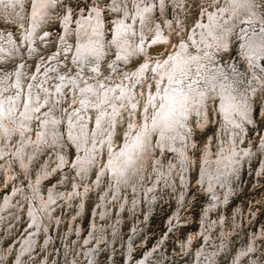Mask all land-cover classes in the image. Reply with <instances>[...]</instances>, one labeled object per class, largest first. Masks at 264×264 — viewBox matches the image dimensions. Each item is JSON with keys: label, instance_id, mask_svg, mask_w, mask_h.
<instances>
[{"label": "bare ground", "instance_id": "obj_1", "mask_svg": "<svg viewBox=\"0 0 264 264\" xmlns=\"http://www.w3.org/2000/svg\"><path fill=\"white\" fill-rule=\"evenodd\" d=\"M211 1L212 8L202 10V15L199 20L197 19L195 26L191 27L188 38L185 37L178 43H173L172 52L158 60L151 59L152 50H159L164 46H170L172 43L168 35L169 31L166 34L162 29L163 25L157 21L152 24L151 15L157 7L156 2L152 0H136L134 8L130 10V6L126 4L127 9L124 8L122 5L123 0L111 1L109 9L115 15L114 26L111 31L113 33L111 50L113 51V56L116 55L115 58L106 56V42L103 39L105 30L102 15L103 8L98 6L99 1L96 0L97 6L91 5V10L87 16H84L85 13L79 14L75 25L71 24L73 18H71L70 9L67 8L66 15L64 16L63 13L59 17L62 36L57 37V49L59 51H67L69 47L70 54L73 53L74 55L71 59L72 64L76 69V73L83 77L81 79L75 76L67 77L65 73H62L60 70L62 69V64L58 63L56 54L54 57L49 54L51 56L49 59H46L49 55L45 58H38L39 54L37 52L39 49L37 43L46 45L49 41V34L46 31L43 32L44 29L41 25L46 20V17L54 13L53 9L58 4L57 1L52 3V0H29L31 9L26 10L25 5L23 6L24 20L19 23L15 22L18 18L14 12L0 6V20L14 23L20 35L17 40L12 31L0 30V47L8 49L7 53H0V55L4 56V61L10 59L15 62L11 71H0V79L7 75L10 77V83L15 84L17 80L20 81V88L17 90L21 92V103L23 104V108L18 110L19 122L14 128L10 129L11 138L0 139V158H2L5 168L12 169L13 165L17 163L23 169L24 174L29 176L27 174L32 166L30 164L34 161V152L37 151L36 154H38L42 150L46 151V149L52 152L50 153L51 155L46 157L45 163H42V169L38 171L36 179L32 180L27 177L32 191V195L27 197V204L23 209V213H27L29 221L28 229L26 230L28 235L24 238H19L18 243H21V248L18 252H14L15 256H17L15 262H13L14 264H26V262L27 264H34V262L37 264L44 263L45 257L42 260H35L36 256L34 254L36 253H34V250L37 249L36 246H38V249L42 248L40 247V241L37 245L38 235L39 233H46L49 238L47 233L49 226L52 225L54 227L56 224H62L64 220L62 217L58 218L56 217L57 215L51 214V212L64 201L66 206L74 205L73 200L77 199V195L80 198V194L83 195L86 192V190H82V193L79 192L80 188L78 186L81 182L78 181L77 177L73 176L75 178L73 185L74 187L77 186L78 190L70 193L69 197L67 193L57 189L55 184L48 188V196H43L40 188L44 177H49L52 173L60 171L61 185H64L65 181L63 179H65L67 174L66 168L72 167L81 179L84 175H87L92 166H98V176L95 183H100L103 178L108 179L109 185L107 189H110V193L108 192V195L102 193V206L100 207L103 210L100 213L98 208L95 212L94 216L96 218L92 220L90 234L84 241L81 240L87 247L85 251L83 250L84 252L82 251V253H85L83 256L86 261L90 258V262H92L91 260H94L92 256H95L96 253H93L92 249L88 247L89 242H95L94 249H96L102 243L104 236H108L107 233L109 231H111L112 236L110 244L113 242L112 239L115 240L118 237V223H113L107 208V204L109 206L107 200L110 198L111 193L113 192L115 195L121 192V187H125L127 184L135 192L134 196L132 195L133 202L131 204L134 209L139 201L142 204L144 199L150 205L149 203L154 201V197L149 198L150 196L147 195V190L145 189L147 176L143 169L144 163H148V160L152 159V167L156 174L155 179L158 182L163 176L168 174L173 177L172 171H175L173 168L175 167L177 170L178 165L175 162H171L166 167L167 174H165L164 165L161 164L158 158L152 156L154 150L158 151L159 149L168 148L177 152V160L179 161L178 163L181 162L182 170L187 169V166H190V159L188 160V153L182 146L184 143H188L192 126L190 128H182L181 124L186 122L181 119V115H187L193 109L196 111L203 109L204 118L197 124L202 125L211 122L208 116V106L210 105L209 101L213 100L214 97H217L218 100L217 108L213 107L211 114L213 116L212 120L214 119L216 124H219L221 144L217 158L211 156L212 148L204 151L203 167L199 179L202 188L206 187L207 195L211 196L212 203L208 205L207 212L203 214V217L201 216L202 219L199 223L201 225L200 233L191 235L188 241H192V239L195 241L194 239L198 237L200 239L204 238V245L192 253L191 261L194 260L195 254V264H219L218 258L225 253L227 247L224 239L219 245L214 241L215 239H212L213 235H211V232L215 231L216 227H223V222L220 223L221 221L218 222L216 219L211 222V213L213 212H211L210 206H217L220 202L219 199L217 200L219 189L221 191L224 189L229 190L231 181L239 175L242 159L250 160L248 157L252 158L253 153H256L240 144L239 135L245 129L246 122H251L252 120L250 115L251 104L247 99L249 95L247 90L259 87V90L264 91V64L261 59L264 57V20L260 18V12L262 11L260 10L261 7H259L264 5L262 4L264 0H245L243 7L230 5L228 0H218V3L215 0ZM126 2L124 1V3ZM178 2H181V0H172L173 6H180ZM158 3V8L163 12L166 9V0H164L163 5H161L160 1ZM165 20L166 27L167 24H173L169 23L168 18H165ZM139 22H141L140 25ZM72 25L76 26V29H73ZM147 29L152 31L151 42L146 37ZM231 31L239 32L240 48L238 53L246 60L250 68L249 82L242 79L238 71L234 70L235 66L232 64L231 68H229L231 69L230 71L222 63H215L220 54L219 50H227L229 48L225 39L226 34ZM45 33H47V36L44 35ZM68 35L75 37L74 42L76 44L69 45ZM38 36L42 37V39H37ZM9 38L11 44L6 43ZM22 46L27 50L25 53L29 52L32 56L37 54L38 60L35 72L27 69L24 61L25 57H22ZM34 49L36 51H33ZM17 52L20 55H16ZM139 56L143 58L139 61L136 69L131 72L124 71L121 75H118V80H115L109 74H102L99 78H96V75L95 80L91 81V79L86 78L85 74L86 71L90 70H84L81 66V61L87 63L95 58H99V66L101 61L104 60H109V65L118 66L116 63H130L132 59ZM41 59L43 60L41 61ZM44 62L46 63L45 66H41V63ZM126 73L128 74L127 76H125ZM13 74H15L14 77ZM148 74L152 75V79L155 81L156 90L154 91L147 90V86L144 91L136 87L138 83L145 84L144 80ZM54 75L56 82L52 83L53 86H49L50 78L54 77ZM104 75L105 77H103ZM28 77H31V79ZM34 88L37 96L35 102L32 100ZM56 88L60 90L57 92L55 91ZM66 88V91L76 98L79 105L73 112H68L65 109L66 105L64 106L63 104V99L67 95L66 91H64ZM45 89H47L46 92L44 91ZM250 94L254 95V90H251ZM140 96H143V98ZM124 107H128L130 111L132 110L133 114L138 110L143 119L142 122L138 120V123L137 121H128V127L124 130L123 143L117 148L114 146L113 134ZM90 109L93 110V115ZM12 111L16 112L17 110L13 108ZM6 113L7 106L4 103V98L0 97V122L4 120ZM25 115L27 119H25ZM55 120H59V123H52ZM141 123L143 124L141 125ZM5 135V127L0 123V137ZM67 141L76 149V157L71 165V159L68 161L64 152ZM104 145L107 146V152H109V157L105 164L100 163L97 156L98 151L105 148ZM256 151L264 154L263 139ZM157 153L155 152L154 155L156 154L157 156ZM53 158H55L54 162L50 164ZM262 162L264 163V159ZM54 163L56 164L55 166ZM49 164L50 167L48 166ZM151 173H149L150 178ZM10 177L11 175L8 174V179ZM183 179L184 177L182 176L181 180ZM153 187H156L155 182L152 183L149 189ZM142 188L145 189L144 192L141 191ZM159 188L162 189L161 186ZM17 193L19 194L16 187H13L12 194H5L0 207V225L4 224L7 228L12 222L17 220V217H20V204L16 205V199L13 198ZM26 193H28V189L25 192V196ZM114 198H117V196L115 195ZM125 199L127 200V198ZM78 208L81 210L80 205ZM98 216L107 218L110 225L106 226L105 223V226L100 225L99 223L101 222L98 223L97 221ZM236 229L234 228V230ZM132 230L133 234L128 241V247L125 252L126 263L130 260V247H133L130 246L131 240L139 232L136 231L135 227ZM57 232L58 225L56 227ZM238 232L236 233L235 231L236 234H239ZM76 233L79 234V229ZM222 235L227 237L225 233ZM258 236L263 237L262 229L258 232ZM258 236L255 234L251 235L250 245L248 244L249 246L244 248L239 247L237 253L235 256L233 255L234 257L230 261L231 264H241L242 261H246L248 264H264L260 260L262 249L257 248L256 242H252ZM108 239L106 237V242H108ZM13 247L14 250L17 249V246ZM9 251L7 253H10ZM32 254L34 259L31 257ZM28 256L31 257L30 260L25 261ZM164 256L162 249L157 245L156 248L147 251L136 264H165L166 261H163ZM4 258L6 257L1 252L0 259L4 260ZM202 258L204 259L202 260ZM3 260L0 261V264L3 263ZM75 262V259L72 258V263L74 264Z\"/></svg>", "mask_w": 264, "mask_h": 264}, {"label": "rangeland", "instance_id": "obj_2", "mask_svg": "<svg viewBox=\"0 0 264 264\" xmlns=\"http://www.w3.org/2000/svg\"><path fill=\"white\" fill-rule=\"evenodd\" d=\"M28 1L29 0H25V4H24L26 10L31 9V7L29 6L30 3ZM56 1L58 2V4H56L55 8L53 9L54 13L46 17V20L43 22L44 24L42 23L41 25L44 29L43 32L46 31L49 34L48 35L49 41L48 44L46 45L37 43V47L39 49L37 52L39 54L38 58H45L49 54L54 57L56 54V57L58 58L57 60L58 63L62 64L61 66L62 69H60L62 73H65L67 77L75 76L78 79H81L83 77H81L76 73V69L72 64L71 59L73 58L74 55L73 53L70 54L69 47L67 51L66 50L59 51L57 49L58 48L57 37L62 36L61 34L62 28H61V23L59 22V17H61L60 15H63V13L65 16L67 13V8L70 9V13L72 16L71 18H73V22L71 24L75 25V21L77 20L78 15L85 13L84 16H87L88 12H90L91 10L90 8L93 5L97 6V2L96 0H56ZM98 1H99L98 6L103 8L102 15L104 20L103 24L105 28L103 39L106 42V48H107L106 56L108 58H112V57L115 58L116 55L113 56V51L111 50L112 48L111 42L113 39V33H111V31L113 29L114 26L113 21L115 19L114 13L112 12V10L109 9L112 0H98ZM124 1L127 2L124 3ZM152 1L157 3L156 9H154L155 11L151 15L153 20L152 24L155 23L154 21H157L158 23L163 25L162 29L166 32V34L169 31L168 35L172 43L170 44V46H164L163 47L164 49L161 48L159 50H152L151 59L154 60L155 59L158 60L162 58L164 55L167 56L169 53H171L174 47L173 43H178L181 39H184L185 37L188 38L191 27H194L197 19L198 20L200 19L202 15V10L206 8L208 9L212 8L211 0H183L182 3L178 2L180 6H173L172 0H166V9L163 12H161L160 8H158V4H159L158 2L160 0H152ZM122 3L125 9H127L126 5H128L130 6V10H132V8H134L135 6L136 0H123ZM262 4H264V1ZM259 7H261L260 10L262 11L260 12V18H263L264 20V5L262 6L260 5ZM165 18L166 19L168 18L169 23H173V24H167L166 27ZM140 24L141 22H139V25ZM73 25L72 28L76 29V26ZM0 30H6L8 32L12 31L17 40L20 36L16 25L9 21L7 22L0 20ZM146 32H147L146 37L148 41L151 42L150 37L152 31L150 29H147ZM74 40L75 37L70 35L68 40L69 45L76 44ZM225 40H227L229 48L227 50L225 49L219 50L220 54L218 58L215 60V63L216 62L222 63L223 66H225L227 69L231 68L230 66L232 64L233 66H235L234 70L238 71L242 79L243 80L245 79V81L249 82L250 74H251L250 68L248 67L246 60L238 53V49L240 48L239 32L231 31L230 33L226 34ZM21 52H22V57H25L24 61L26 62L27 69L34 70L35 72V66L37 65V60H38L36 56L37 54L32 56L29 54V52L25 53L27 52V50L24 49L23 46L21 47ZM50 55L46 59H49L51 57ZM142 58L143 57L140 56L138 58H134L130 61V63L129 62L124 64L116 63L118 64L119 68L123 69L122 72H118V73L112 72L111 69L108 67L110 63L109 60L101 61V65L99 66L100 73L101 75L109 74L110 76L114 77L115 80H118V75H121L124 71H130V72L134 71L139 61ZM42 60L43 59H41V61ZM13 63L15 64V62L10 59L7 61L3 60L2 62H0V70H4L6 72L11 71L12 68L14 67ZM45 64H46L45 62L41 63V66H45ZM229 70L231 71V69ZM85 74L87 76L86 77L87 79L89 78V80L91 79V81L95 80V78H93V75H91L93 74L91 71H86ZM101 75H97L96 78H99ZM105 75L103 77H105ZM153 80L154 79H152V75L148 74L147 78L144 80L145 84L138 83L136 84V87L144 91L147 86V90L154 91L156 90V86H155V81ZM50 81H49V86H53L52 83L56 82L55 75L54 77L50 78ZM66 90L67 88L64 91ZM251 90H254V95L250 94ZM247 92H249L247 99L248 101H250L251 104L250 115L252 116V120L251 122H246L245 129L239 135L240 136L239 141L242 146L246 147L252 152L255 151L256 153H253L254 156L252 155V158L248 157L250 160H247L246 158L242 159L239 175L237 177L234 176L235 179L231 181L229 190L224 189L221 191L219 189V195L217 197V200L219 199L220 202L218 203L217 206L216 205L210 206L211 212H213L211 213V217H212L211 222H213L214 219H216L218 222L221 221L220 223L223 222V227L220 228L216 227L214 229L218 233L215 231L211 232V235H213L212 239L213 240L215 239L214 241L218 245L222 241V239H224V241L226 242L225 245L227 247L225 253H223L218 258L219 264H231L230 261L237 253L239 247L244 248L246 246H249L251 243V239H250L251 235L255 234L256 236H258V232H260L261 229L264 237V169H263L264 163L262 162L264 159V154L260 153V151H256L257 148L260 147L262 139L264 140V91L259 90L258 87L257 89L249 88ZM66 93L67 95L63 99V104L64 106L66 105L65 109L68 112H73V110L76 109L79 105L77 104L76 98H74L72 94H69L68 91H66ZM141 98H143V96ZM217 101H218L217 97L216 98L214 97L213 100L209 101L210 105L208 106V116L211 119V122H207L202 125H198L197 124L198 122H194L191 128L192 131L188 143H184L182 146L188 153V160L190 159V166H187V169L182 170L183 166H181V162L178 163L179 161L177 160L178 159L177 152H174L173 150L168 148H164V150L159 149L158 151L154 150V152H152L153 153L152 156L158 158L161 164L164 165L165 174H167L166 167L169 166L171 162L172 163L175 162L178 165V168L177 170L175 167L173 168L175 169V171L174 170L172 171V175L174 178L171 176V174H168L167 176H163L161 180H159L158 182V180L155 179L156 174L154 173V169L152 167L153 166L152 159L150 158L151 160L149 159L148 163L146 162L147 165L146 163H144L143 169L147 176L145 189L147 190V195L150 196L149 198L154 197V201L149 203L150 205H148L146 203V200L144 199L142 201V204H140L139 201L138 205L134 209L131 206V204L133 202L132 197L134 196L135 192H133L130 189L131 187L128 186L127 184L125 185V187L123 186L121 187L120 189L121 192L115 194L117 198H114L115 195L113 192L111 193L110 198L107 200L109 203V206L107 204V208L109 209V216H111V218L113 219V223H118L117 225L118 237L115 240L112 239L113 242L110 244L112 236H111V231H109L107 233L108 236H104L102 243L99 244L100 248L98 247L96 249H94V245L96 243L92 241L89 242L88 247L92 249L93 253H96L95 256H92V258L94 259L91 260L92 262H90V258H88V260L86 261V258H84L83 256L85 255V253H82V251L83 250L85 251L87 247L82 241H84L85 238L90 234V229H91L90 227L92 220L96 218L94 216L95 212L98 210V208L100 213L103 210V208L100 207L102 206L101 195L102 193L107 195L110 193V189H107V186L109 185L108 183L109 180L106 178L105 180L103 178L100 183H95L98 176L97 173L98 166H92L91 170L87 173V175H84V177L81 179L80 177H78V173L72 167L66 168L65 171L67 174L65 176V179H63L65 181L64 185H61L62 180H61L60 171L58 173L57 172L52 173V175H50L49 177H44L42 186L40 188V191L43 194V196L46 197L48 196V188L54 186V184L57 187V189H59L64 193H67L68 197L70 193L74 192L75 190H78V187L80 188L79 192L82 193L84 190H86V192L83 195L80 194V198H78L77 195V199L73 200L74 205L70 204L67 205L68 206L67 207L66 202L64 201V203L61 202L58 206H56L55 210L51 212V214L57 215L56 217L58 218L62 217V219H64L62 222L63 225L61 223H60L61 225L56 224L54 227L50 225L47 232L49 238L48 236H46V233H39L37 239V245L38 242L40 241L41 242L40 247L42 248L38 249V246H36L38 250L35 248H34L35 250L33 249L34 253H36L34 254L36 256L35 260L37 259L42 260L43 257H45L46 260L42 264H73L72 258H74L76 261L74 264H136L140 259H142L143 255L147 251L149 250L151 251L152 249L156 248L157 245H159V248L162 249V253L165 255L164 256L165 260L163 259L164 262L166 261L165 264H195V258H196L195 254H194V260L191 261L192 253H194L196 249H199L202 247V245H204L205 243L203 242L204 238L202 237L200 239V237H198L197 239H194L195 241H193L192 239L193 242L188 240L191 235H194L195 233L197 234L200 233L201 230V225L199 224L200 220L202 219L203 214L207 212L208 205L212 203L211 196L207 195L206 187L202 188L199 179L203 167L204 151L208 148L209 149L212 148L210 154L212 157L215 156V158H217V153L220 149L219 147L221 144V140L219 133V124H216V121L214 119L212 120L213 116L211 114L213 111V107L217 108ZM90 112L93 115L92 109H90ZM132 112L133 111L132 110L130 111L128 107H124L120 113L121 116H119V119L116 123V130L113 134V140L115 142L114 146L117 148L123 143L124 130L128 127V121L129 120L137 121V123L139 121L142 122L143 117L140 115L138 110L135 111V114H133ZM142 124L143 123H141V125ZM104 146L105 148L98 151L97 153V156L99 157L98 161L103 164L107 163L109 157V152H107V146L106 145ZM36 152L37 151L34 152L35 153L34 161L32 164H30L32 166L31 169L29 170V173L27 174L29 176H26V174H24L23 169L17 163L13 165L12 169L5 168L2 158H0V207L3 203L5 194L7 195L12 194L13 187H16L17 192H19V194L17 193L13 197L14 199H16L15 204L16 205L20 204L21 207V210L19 212L20 217L19 218L17 217V220L12 222L9 228H7L4 224L0 225V244H1L0 251L4 253L6 257L4 258V260L0 259V261L3 260L2 264H10V263L14 264L13 262H15L17 258L14 252H18L19 249L21 248V243H18L19 238H24L28 235V232L26 233V230L28 229L29 221L26 215L27 213H23L24 212L23 209L27 204V200H28L27 197L32 195V191L30 188L29 179L27 177H29L32 180L33 179L35 180L38 171L39 170L41 171L42 169L41 168L42 163L43 162L45 163L46 157L51 155L50 153H52L49 151V149H46V151L42 150L38 154H36ZM64 152L66 154V159L68 161L71 159L70 161V165H71L76 157L75 147L70 142L67 141V145L64 148ZM155 152L156 153L158 152L157 156L159 157H157L156 154L154 155ZM54 159L55 158H53L50 164L54 162ZM50 164L48 165L49 167ZM55 165L56 164L54 163V166ZM149 173H151V178L149 177ZM8 174L11 175L9 179H8ZM73 176L77 177L78 181L81 182V184L78 187L77 186L74 187L73 185L74 184L73 180L75 179ZM182 176L184 177L183 180H181ZM175 181L177 182V184ZM153 182H155L156 187L149 189V187H151ZM160 186L162 187V189L159 188ZM18 188L20 189L18 190ZM27 189H28V193H26L25 196V192L27 191ZM70 189L72 190L69 191ZM145 189L142 188L141 191L144 192ZM125 198H127V200ZM79 205L81 207V210L78 208ZM131 209L134 210V213L133 210ZM99 212L98 214H100ZM97 221L98 223L101 222L99 224L100 225L102 224L103 226H105V224L106 226L110 225L109 220L104 217L98 216ZM57 225H58V232L56 233ZM133 227H135L136 231L139 232L137 236L133 237L131 240L130 246L133 247L132 248L130 247V254H129L130 260L129 262L126 263L125 252L128 247L127 245L128 241L130 240L133 234V230H132ZM234 228L237 229L234 230ZM78 229H79V234L76 233ZM235 231L236 233L239 231L238 232L239 234H236ZM24 233L25 235H23ZM221 233L227 234L228 238L224 237V235H222ZM106 237L109 238L108 242H106ZM263 237L258 236L257 238H255V240L252 241L253 243L256 242L258 249H262L261 250L262 254L260 255L261 262H264ZM45 238L47 239L45 240ZM12 245L17 246L16 247L17 249H15L16 251L14 250V247ZM66 247L70 248L71 250L67 249ZM8 251L11 253V255L10 253H7ZM43 254H45L46 256L45 255L43 256ZM31 257L33 258V254ZM31 257L29 256L26 257L25 261L30 260ZM203 259L204 258H202V260ZM34 264L37 263L34 262ZM148 264H154V263H148ZM241 264H248V262L242 261Z\"/></svg>", "mask_w": 264, "mask_h": 264}, {"label": "clouds", "instance_id": "obj_3", "mask_svg": "<svg viewBox=\"0 0 264 264\" xmlns=\"http://www.w3.org/2000/svg\"><path fill=\"white\" fill-rule=\"evenodd\" d=\"M183 0H181V3ZM215 2H218V0H215ZM52 3H56V0H52ZM161 5H163L164 0H160ZM228 3L230 5H237L239 7H243L245 0H228ZM25 4V0H0V6H3L5 9H9L12 12L15 13L17 16V20L15 22L19 23L24 20L23 16V6ZM47 36V33L44 34ZM37 39H42V37H37ZM6 43L11 44V40L9 38ZM15 47L14 45H12ZM8 49L6 47H0V53H7ZM33 51H36L35 49ZM16 55H20L19 52L16 53ZM4 60V56L0 55V62ZM81 66L84 70H90L93 73V78L96 77V75H101L100 73V68H99V58L91 59L87 63H84L81 61ZM108 67L111 69L112 72H122L123 69L119 68L118 66L114 65H108ZM2 71V70H0ZM128 74L126 73L125 76ZM15 74H13V77ZM31 79V77H28ZM10 77L9 76H4L3 79H0V97L4 98V103L7 106V113L4 118V120L0 123H2L5 127V133L6 135L3 137H0V139H10L11 138V133L10 129L14 128L17 123L19 122V114L18 110L23 108V104L21 103V92L18 91L17 89L20 88V81L17 80L15 84L9 82ZM71 82V81H67ZM59 88H56L55 91H59ZM45 92L47 89L44 90ZM7 94V95H5ZM37 99V96L35 94V88L33 89V94H32V100L35 102ZM15 108L17 111L14 112L12 109ZM204 118V111L201 109L200 111H196L193 109V111L187 115H181V119L185 121L186 123H182L181 127H191L194 122H199ZM25 119H27V116L25 115ZM52 123H59V120L52 121ZM190 134V133H189Z\"/></svg>", "mask_w": 264, "mask_h": 264}, {"label": "water", "instance_id": "obj_4", "mask_svg": "<svg viewBox=\"0 0 264 264\" xmlns=\"http://www.w3.org/2000/svg\"><path fill=\"white\" fill-rule=\"evenodd\" d=\"M261 59H262V63L264 64V57H262Z\"/></svg>", "mask_w": 264, "mask_h": 264}]
</instances>
